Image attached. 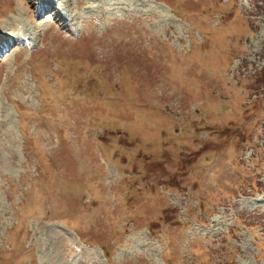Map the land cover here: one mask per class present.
<instances>
[{
    "label": "rangeland",
    "instance_id": "obj_1",
    "mask_svg": "<svg viewBox=\"0 0 264 264\" xmlns=\"http://www.w3.org/2000/svg\"><path fill=\"white\" fill-rule=\"evenodd\" d=\"M0 42V264H264V0H0Z\"/></svg>",
    "mask_w": 264,
    "mask_h": 264
},
{
    "label": "bare ground",
    "instance_id": "obj_2",
    "mask_svg": "<svg viewBox=\"0 0 264 264\" xmlns=\"http://www.w3.org/2000/svg\"><path fill=\"white\" fill-rule=\"evenodd\" d=\"M46 4H47V6H49V7L52 6L51 1H47ZM145 7H146V6H145ZM49 10H50V9H49ZM168 13H169V12H168ZM56 14H57V13H56ZM57 16H59V15H57ZM56 21H57V22H60V23L58 24V26H65V25H63V23H64V20H63V19L60 20V18H58ZM62 22H63V23H62ZM52 26H53V25H51V27H52ZM51 27H50V28H51ZM66 29H67L68 31H70L69 28L66 27ZM1 42H3V41L1 40ZM1 42H0V45H1ZM3 49H4V47H3ZM256 204H257V203H256ZM69 236H70V238H72L73 240H75L72 234L69 235Z\"/></svg>",
    "mask_w": 264,
    "mask_h": 264
}]
</instances>
